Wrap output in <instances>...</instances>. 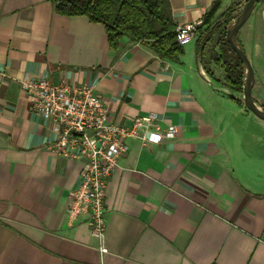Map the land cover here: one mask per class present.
I'll return each mask as SVG.
<instances>
[{
	"label": "crops",
	"instance_id": "crops-1",
	"mask_svg": "<svg viewBox=\"0 0 264 264\" xmlns=\"http://www.w3.org/2000/svg\"><path fill=\"white\" fill-rule=\"evenodd\" d=\"M170 1L178 26H199L215 0ZM245 1L222 0L216 16L237 2L232 23ZM199 33L180 61L127 36L111 51L104 25L86 15L59 14L51 0H0V264H264V119L207 72ZM238 39L264 107V0ZM35 76L91 84L115 121L154 112L152 130L177 126L158 143L128 139L107 186L104 255L85 221L69 223L83 162L49 148L50 123L21 83Z\"/></svg>",
	"mask_w": 264,
	"mask_h": 264
},
{
	"label": "built area",
	"instance_id": "built-area-1",
	"mask_svg": "<svg viewBox=\"0 0 264 264\" xmlns=\"http://www.w3.org/2000/svg\"><path fill=\"white\" fill-rule=\"evenodd\" d=\"M198 22L177 27L178 40L187 44L197 35ZM34 113L50 123L54 139L49 148L69 159L83 162L80 178L69 195V223L85 221L99 239L101 255L109 251L105 244L108 225L107 186L120 158L129 151L128 139L141 136L158 143L174 138L177 126L163 131L151 126L158 120L154 112L139 114L130 122L111 119L112 102L98 94L89 83H76L67 78L51 81L47 76L23 78L21 81Z\"/></svg>",
	"mask_w": 264,
	"mask_h": 264
},
{
	"label": "trees",
	"instance_id": "trees-1",
	"mask_svg": "<svg viewBox=\"0 0 264 264\" xmlns=\"http://www.w3.org/2000/svg\"><path fill=\"white\" fill-rule=\"evenodd\" d=\"M260 1V0H259ZM54 11L69 16L86 15L93 22L104 25L111 51L119 48L123 37L140 41L156 55L180 61L185 49L178 40V24L174 19L170 0H51ZM222 0H215L203 16L196 41L197 55L207 72L230 91L243 93L245 69L240 56L227 38L234 2L220 15ZM238 13L236 14V16ZM216 16V17H215ZM216 38V41H213ZM206 55L224 70V78H218L208 66ZM237 101H240L235 97ZM241 102V101H240ZM264 108V107H263Z\"/></svg>",
	"mask_w": 264,
	"mask_h": 264
},
{
	"label": "water",
	"instance_id": "water-1",
	"mask_svg": "<svg viewBox=\"0 0 264 264\" xmlns=\"http://www.w3.org/2000/svg\"><path fill=\"white\" fill-rule=\"evenodd\" d=\"M259 0H246L242 9L235 17L234 21L227 29V38L234 51L240 56L245 69V83L243 87L242 100L248 109L253 111L257 116L264 119V108L260 106L253 97L252 88L255 83V72L252 63L238 39V32L243 24L250 17Z\"/></svg>",
	"mask_w": 264,
	"mask_h": 264
},
{
	"label": "rangeland",
	"instance_id": "rangeland-1",
	"mask_svg": "<svg viewBox=\"0 0 264 264\" xmlns=\"http://www.w3.org/2000/svg\"><path fill=\"white\" fill-rule=\"evenodd\" d=\"M242 96V95H241Z\"/></svg>",
	"mask_w": 264,
	"mask_h": 264
}]
</instances>
